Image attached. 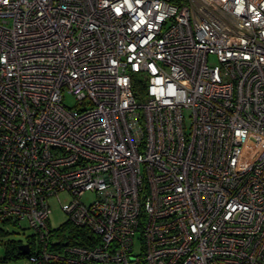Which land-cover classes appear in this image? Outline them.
Returning <instances> with one entry per match:
<instances>
[{
    "label": "built area",
    "instance_id": "2783aa9c",
    "mask_svg": "<svg viewBox=\"0 0 264 264\" xmlns=\"http://www.w3.org/2000/svg\"><path fill=\"white\" fill-rule=\"evenodd\" d=\"M22 222L25 264H264V0H0V225Z\"/></svg>",
    "mask_w": 264,
    "mask_h": 264
},
{
    "label": "rangeland",
    "instance_id": "374dc122",
    "mask_svg": "<svg viewBox=\"0 0 264 264\" xmlns=\"http://www.w3.org/2000/svg\"><path fill=\"white\" fill-rule=\"evenodd\" d=\"M211 63H215V60L212 58L210 60ZM147 97L142 95L138 98L139 102H146ZM64 105L68 108L74 109L77 105L76 99L74 96L65 93L63 99ZM95 200V194L91 192H87L83 197L82 201L85 204H90ZM61 203L68 204L71 202V197L66 193L60 194ZM51 206V217H50V228L56 232L61 226H63L67 221L68 217L66 213L62 210L60 203L56 198H51L50 200ZM22 227H16L13 225H0V230H2V234H0V264H25V259L12 260L10 259L7 263L4 262L6 257V245L9 242H22L28 243L32 240V236L34 235V231L29 228L27 222H22ZM136 251H138V245L136 246Z\"/></svg>",
    "mask_w": 264,
    "mask_h": 264
},
{
    "label": "trees",
    "instance_id": "16d2710c",
    "mask_svg": "<svg viewBox=\"0 0 264 264\" xmlns=\"http://www.w3.org/2000/svg\"><path fill=\"white\" fill-rule=\"evenodd\" d=\"M174 4H180L183 0H171ZM135 89H137L141 94L144 93V86L137 81L134 83ZM2 234V233H0ZM56 237L66 245H78L87 247L89 245L88 238H93V235L90 230L85 228H80L75 226L71 222L67 221L63 226H61L55 232ZM23 246L22 242H9L6 245V257L4 262L7 263L10 259L12 260H19L25 259L26 255L21 254L20 247Z\"/></svg>",
    "mask_w": 264,
    "mask_h": 264
},
{
    "label": "water",
    "instance_id": "95a60500",
    "mask_svg": "<svg viewBox=\"0 0 264 264\" xmlns=\"http://www.w3.org/2000/svg\"><path fill=\"white\" fill-rule=\"evenodd\" d=\"M20 250L22 255H27L29 253V247L27 245L21 246Z\"/></svg>",
    "mask_w": 264,
    "mask_h": 264
}]
</instances>
